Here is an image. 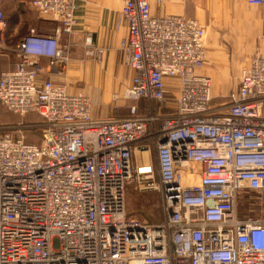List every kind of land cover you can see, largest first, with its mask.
<instances>
[{"label":"built area","instance_id":"1","mask_svg":"<svg viewBox=\"0 0 264 264\" xmlns=\"http://www.w3.org/2000/svg\"><path fill=\"white\" fill-rule=\"evenodd\" d=\"M123 1L126 116L93 115L91 97L54 81L71 59L62 36L77 0H31L58 27L15 46L0 9V53L18 57L0 74V102L41 118L0 134V264H264V50L215 103L206 28ZM133 186L160 194L162 219L129 213Z\"/></svg>","mask_w":264,"mask_h":264},{"label":"crops","instance_id":"2","mask_svg":"<svg viewBox=\"0 0 264 264\" xmlns=\"http://www.w3.org/2000/svg\"><path fill=\"white\" fill-rule=\"evenodd\" d=\"M123 2V0H77L75 11L77 23L74 27V32L70 36H62L64 42L67 41L71 44V54H79L81 56L85 48L93 49L96 47L102 50V66L92 63L91 68L97 72L96 74H100V71H102V78L105 77L106 79L105 87L103 88L104 101L116 109L125 102L126 90L131 84L134 75L133 70L124 63L123 51L120 49L121 41L128 35V24L122 16ZM150 4L152 13L155 15L178 14L186 18L198 20L206 28V46L208 32L211 28L220 32L222 30L220 28L221 24L227 26L230 20L239 19L238 24L233 22L232 26L226 28V30L229 31L228 33L231 36H236L235 45L237 48L241 46L240 38H243L244 50L240 60L241 62H247L244 65L243 63H236L234 67L231 64L219 66L214 59L216 51L212 50L214 49L212 48L210 52L213 55H211L207 47V59L202 72L212 78L213 84L214 78L217 82L224 80L225 85L233 77L239 79L241 70L249 65L251 59L258 51L264 50V5L252 6L248 4L247 0H150ZM0 9L4 12L7 20L5 40L9 46L17 45L24 36L32 31L48 33L58 27L57 23L41 19L38 12L32 6L31 0H0ZM240 24L244 26L239 28ZM236 25L237 28L233 27ZM253 26L255 27L253 28ZM249 36L253 39L255 38V42H259V49L256 53L249 46ZM86 39L90 40L92 47L84 45ZM233 52L230 57L233 56ZM17 59L18 57L14 50L5 53L1 52L0 74L3 71L13 69ZM72 59L75 60L74 58ZM78 62L81 65V60ZM86 63H91V61L87 60L85 64H82L85 68L89 65ZM219 69H223L222 74L219 73ZM74 71L72 74L73 78L76 77ZM69 73L71 75L68 65L65 74L54 75V81L67 85L64 77L69 75ZM117 83L118 86H116ZM71 88L68 86L70 92H78V90ZM230 92L223 95L227 96ZM0 105L3 106L1 102ZM109 109H111L109 105L94 106L93 103L92 113L96 116H126L129 114V112L126 114L117 112L106 113ZM151 158L152 160H156L154 152L151 154Z\"/></svg>","mask_w":264,"mask_h":264},{"label":"rangeland","instance_id":"3","mask_svg":"<svg viewBox=\"0 0 264 264\" xmlns=\"http://www.w3.org/2000/svg\"><path fill=\"white\" fill-rule=\"evenodd\" d=\"M233 22L235 24H238L239 19L230 20L227 26L224 24H221L220 28H222V30L220 32L218 30L216 31L213 28H211L208 32V36H207L208 51L210 52V50L214 48L212 49L216 51L214 53L215 55L214 59L219 66L231 64L234 67L236 63L237 64L243 63L244 65L247 62V61L241 62L240 60L242 58V53L244 50L243 49V46H244L243 38L240 36L241 46L240 48H237L235 45L236 36L235 35L231 36L228 33L229 31L226 30V28H229L232 26ZM243 26H244L243 24H240L238 27L242 28ZM233 27L237 28V25ZM254 27L255 26H253V28ZM249 37H250L249 46L252 47L256 53L257 50L259 49V42L258 41L255 42V38L253 39L251 38V36ZM256 40L258 39L256 38ZM91 51H94L95 53H97L94 47L93 49L85 48L81 56L79 54L78 55L71 54V59L69 61V70L71 71V75L69 73V75L64 77L66 80L67 86H69V88H71L72 86L74 90L76 89L78 90V92H83L84 94L91 97L92 102L94 103V106H108L109 105L111 109H109L106 113L117 112V113L126 114L127 112H129L128 106L132 103V101L126 97V94L124 98L125 102L123 101L124 102L123 105L118 107L117 109L115 107H112L111 104H108L106 101H104L103 88L105 87L106 79L105 77L102 78V75H101L102 71H100V74H96L97 72L93 68H91L92 63L102 66L101 64H103L102 63L103 60L101 59H103L102 57L103 52L99 55V58H98V55H94L90 53ZM86 52H89V53L86 54ZM232 52H233V56L230 57ZM210 54L213 55L212 52H210ZM210 54H209V57H210ZM72 58H74L75 60H73ZM79 60H81V65H79V62H78ZM87 60H90L91 63H86L89 65L86 66L85 68L84 66H82V64H85ZM239 60L240 62H238ZM73 70H75L74 71L75 76H76L75 78L72 77ZM222 72H223V69H219V73L222 74ZM81 73H82V76H81ZM79 76L81 77L79 78ZM237 85H238L237 77H233L229 79L226 85L224 84V80L223 81L219 80L217 82L214 78V84H213V90H212L213 95H214V102L218 103L220 101H223L225 97L222 98L221 96H225L223 94L230 92L229 90L236 89ZM116 86H118V83L116 84ZM94 113L100 114L97 112H94ZM37 119L38 117H33V115L15 114L13 112L8 111L7 109H5L3 106L0 105V134L13 131L14 127H16L17 124H21V123L25 124V123L31 122V120L34 121ZM30 131H38V130H28L26 139L28 141H33V142L38 140L39 136H37L34 133L29 134ZM153 162L155 163V160H153ZM135 187L136 186H133L132 188H130V190L127 193V208L129 209V213L135 216H147L155 221H159L160 219H162L163 213L161 209L160 194L154 191L138 190ZM248 195L253 196L254 193L249 192ZM243 203H244L243 199L242 198L239 199L238 201V213L239 214H241V207L243 206L242 205Z\"/></svg>","mask_w":264,"mask_h":264},{"label":"trees","instance_id":"4","mask_svg":"<svg viewBox=\"0 0 264 264\" xmlns=\"http://www.w3.org/2000/svg\"><path fill=\"white\" fill-rule=\"evenodd\" d=\"M10 112H12V111H10ZM27 115H33V117H38V119L34 120V121H40L41 120V118L38 114H27ZM30 133H34L37 136H39V134H40V132H38V131H30L29 134ZM243 202L244 203L242 204L243 206L241 207V214H240L241 217L247 216L249 214L248 212H249V209L251 207V203L249 200L244 199Z\"/></svg>","mask_w":264,"mask_h":264},{"label":"bare ground","instance_id":"5","mask_svg":"<svg viewBox=\"0 0 264 264\" xmlns=\"http://www.w3.org/2000/svg\"><path fill=\"white\" fill-rule=\"evenodd\" d=\"M145 158H146V159L148 158V154H147V153H145Z\"/></svg>","mask_w":264,"mask_h":264}]
</instances>
